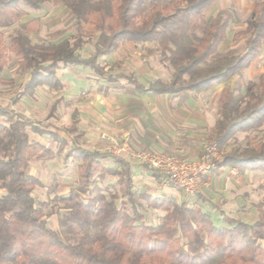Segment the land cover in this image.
I'll list each match as a JSON object with an SVG mask.
<instances>
[{
  "label": "trees",
  "instance_id": "16d2710c",
  "mask_svg": "<svg viewBox=\"0 0 264 264\" xmlns=\"http://www.w3.org/2000/svg\"><path fill=\"white\" fill-rule=\"evenodd\" d=\"M219 0H0V29L18 23L30 12H39L44 3L65 7L74 17L76 31L91 24L98 33L88 57L78 51L82 41L64 39L58 43H32L28 34L36 33L40 19L19 24L18 32L3 44L0 31V85L11 83L1 76L6 51L29 71L21 95L31 96L37 87L59 90L56 76L60 67H82L112 79L99 66V58L112 53L120 42L152 44L161 61L172 70L170 80L154 81L148 87L133 77L128 82L140 93L152 95L196 94L209 91L227 79L240 75L258 57L264 46V1L254 4L242 20L233 7L214 16L205 12ZM243 24L233 40L245 37L240 51L220 53L228 27ZM61 33L48 35L54 39ZM219 116L213 142L221 152L215 168H232L239 174L264 173V141L225 151L239 133L258 131L264 125V73L245 92L224 88L219 97ZM56 104L51 108L54 112ZM0 264H264V211L258 210L252 223L243 222L220 211L221 224L187 202L177 203L167 196L138 194L133 190L132 168L127 159L107 152L85 149L83 133L76 127L75 115L65 130L69 149L64 158L77 162V188L59 198L64 216L59 226L71 236L62 237L46 222L47 203L33 196L40 181L29 173L31 160L51 159L54 152L30 142L28 132L51 133L48 124L23 118L8 106L0 107ZM117 165L108 168L102 160ZM146 168L154 179L162 174ZM117 177L124 200L116 204L107 198L98 180ZM143 206L163 215L156 225L147 224ZM85 229L84 234L79 231Z\"/></svg>",
  "mask_w": 264,
  "mask_h": 264
},
{
  "label": "rangeland",
  "instance_id": "374dc122",
  "mask_svg": "<svg viewBox=\"0 0 264 264\" xmlns=\"http://www.w3.org/2000/svg\"><path fill=\"white\" fill-rule=\"evenodd\" d=\"M258 1L264 0H219L205 12V17L209 18L220 10L233 7L241 14L242 20H245L250 15L254 4ZM34 17H39L41 24L40 30L37 33L28 34L32 43L39 41L58 43L64 39L73 41L76 38H80L82 45L78 52L84 57H88L92 53L93 43L97 39L98 33L91 24L82 25L78 33L76 31L74 17L60 4L53 5L44 3L40 6L39 12H30L29 15L21 18L18 23L8 28L0 29L3 33V44L8 48L10 39L19 30V24ZM243 28V24H233L228 27L226 37L219 48L220 53H225L230 49L240 51L243 48L245 37L242 36L236 40L232 38L235 32ZM56 31L61 33L58 37L54 39L48 38L50 33ZM6 59L7 62L1 72V76L7 81H11V83L0 85V107L8 106L14 112L28 120L38 121L44 124L51 123L54 129L58 130L69 126L72 112L76 111L77 117L86 114L90 115V112L95 113L97 118L95 121L92 119L93 123L90 127L96 133L98 129L108 133L104 130L106 126L114 123L115 119L127 118L129 116L127 113L130 110L148 111L156 106V101L144 99L139 94H125V92L132 91V87L122 76L133 75L142 84L149 85V83L155 80L168 82L172 73L170 67L161 61L159 50L154 45L141 44L135 46L129 42H120L112 53L100 57L98 61L104 73L121 75L116 80L111 82L107 77H101L86 68L64 66L60 67L57 71V77L63 82L65 87L63 90L55 92L46 86H40L36 88L31 96L25 97L21 95V92L28 79L29 71L19 67L17 59L9 50L6 51ZM262 73H264V46L260 49L258 57L252 62L249 68L240 75L227 79L209 91L180 96L182 97L181 100H183L181 102H185L187 99L191 100L189 104L193 106L192 110L196 114L195 119H199V124L195 125V128L198 130V139L195 147L200 149V154L203 144L214 143L210 129L213 120L219 116L218 97L221 91L224 88H229L230 90L239 89L245 92L257 83L258 77ZM177 98L179 97L172 98L168 96L162 97L158 101H160L159 104H161L160 107L163 110L169 111L167 109L169 105H176L179 102ZM56 101L58 105L55 112L51 114V106ZM66 103L69 105H66ZM107 105L112 109H116L117 118L116 116L112 117V113L108 115ZM188 116L190 117V115ZM187 122V120L181 121L184 125L182 127L183 132L178 134L179 140L185 138L183 134H185V127L189 126ZM195 122L197 123V120ZM0 123L8 124L7 120L1 117ZM61 136L63 142L53 140L50 136H37L28 133L30 142H40L51 148L54 152L53 158L49 160H31L29 173L40 180L41 186L34 189L33 196L39 202L47 203V207L45 208L47 225L57 231L62 237L69 238L71 235L59 226V221L64 216V210L58 200L61 197L67 196L71 191L76 190L77 162L64 158L69 149V142L66 140V137ZM259 141H264V125L258 131L237 134L229 141L225 151L227 152L233 147L254 145ZM85 146L89 149L98 148L104 151V146L93 144H87ZM217 152L221 157V152L218 149ZM195 159L197 158L187 160ZM102 164L109 168L117 167L109 158L103 160ZM132 180L133 190L138 194L145 193L154 196H167L177 203L187 202L190 205L197 195L187 196L182 190L164 181L162 178L159 180L154 179L142 167L133 170ZM116 181V176L107 175L103 179L98 180V185L101 188L102 194L107 198L115 195L117 197L116 204L119 205L120 201L124 200L125 197L122 196V191L117 186ZM245 181L246 183L241 185L240 195L241 199L245 200L246 207L242 211L239 210L235 218L238 217L243 222L252 223L257 219V209H263L264 211V173L252 171L248 173ZM3 193V190L0 189V195ZM234 205L232 208H234ZM142 211L145 216V222L151 225L158 224L163 215L162 212L145 206H143ZM212 220L217 225L221 224L217 216H212ZM84 233L85 229L79 231V234ZM260 244L264 247V241H260Z\"/></svg>",
  "mask_w": 264,
  "mask_h": 264
},
{
  "label": "crops",
  "instance_id": "0c3cea01",
  "mask_svg": "<svg viewBox=\"0 0 264 264\" xmlns=\"http://www.w3.org/2000/svg\"><path fill=\"white\" fill-rule=\"evenodd\" d=\"M34 18H39V17H34ZM28 21L29 20H27L26 22ZM40 24H41V20H40ZM39 30H40V27H39ZM56 32H59V31H56ZM111 76H112V79L111 80L109 79V81L112 82L116 80L118 76H121V75L117 74V75H111ZM122 77L127 81V83H129L127 78L133 77L137 82H139L141 85L145 87H148L151 83L154 82L152 81L151 83H149V85H144L140 81H138V79H136V77H134L133 75L122 76ZM60 83H61V88L59 90H53V91L59 92L65 88L63 82L60 81ZM129 84L132 87V91L125 92V94H130V95L131 93L139 94L143 96L144 99H148L149 101H156L155 102L156 106L154 108L149 109L148 111L147 110L138 111V110L132 109L130 110L129 113H127V115H129L127 118L115 119L114 123H110L109 125H107L104 130H106L110 135L116 137L118 140H122V138L126 136L129 139L130 144L134 148L139 149V150H153V151L160 152V153L177 155L180 158H184V159L198 158V156L200 155V149L195 147L196 141L198 139L197 138L198 130L195 128V125L199 124V119H195L196 114L192 110L193 106L189 104L190 103L189 101L191 100L187 99L185 102H181L183 100H181L182 97H180L181 95L185 96L187 94L194 93V92L180 93L175 96L166 95V94L152 95L150 93H140L134 88V86L131 83ZM168 96L172 98L179 97L177 98L179 102L176 105L175 104L169 105V108H167L169 111L163 110L162 107H160L161 105L159 104L160 101H158V100H161L162 97H168ZM25 97H28V96H25ZM54 104H56V107H57L58 102L56 101ZM66 105H69V104L66 103ZM95 108L97 107L95 106ZM106 109L109 111L108 115L112 113V117L116 116L117 118L116 109H112L108 105L106 106ZM54 112L52 111V113ZM50 113H51V109H50ZM188 113H191L192 116L191 114H188ZM186 114L190 115V117L188 115L185 116ZM73 115H75L77 129L83 133L82 146L85 149H89V148H86L87 146H85L87 144L104 146V143L99 138V132L96 133L90 127L93 123L92 119L95 121L97 118L95 113L90 112V115L86 114V115L77 117V112L73 111L71 115V122L68 127L58 130V129H54L53 124L46 123L50 126L48 130L51 133L56 134L61 140H62L61 135H63L64 137H66V140L69 142V137L67 133L65 132V130L71 126L72 121H73ZM216 119L213 120L211 124V129H210V133L212 134L213 139L215 137L214 125H215ZM182 120L184 121L187 120L188 121L187 123L189 124V126L185 127V134H183L185 138H183V140L181 139L182 140L181 141L179 140L180 138L178 134L183 132L182 127L184 124L181 123ZM196 120H197V123L195 122ZM191 123H193V125H191ZM28 133H31V132H28ZM31 134L37 135V136H50L48 134H42V135L35 134V133H31ZM36 143H39L46 148H49L40 142H36ZM89 150H96V151L104 152L98 148L89 149ZM43 160H49V159H43ZM43 160H35V161H43ZM130 162L134 165V167L132 168V174H133L134 169L140 168V167H142L146 172H148L146 168H144L139 162L135 160L130 161ZM250 172H246L241 175L237 173L235 169H232V168H215L206 178L209 184L208 187L201 189V191L196 195L195 200H193L191 206L199 207L202 211L208 213L211 218L212 216L214 217L217 216L219 219H221L220 211L224 212L226 215L232 218H235V216L238 215L237 212L239 210L240 211L244 210L245 209L244 207H246L245 200L241 199L240 190H241V185L246 183L245 181L246 176ZM233 205H234V208H232ZM261 210L263 211V209ZM257 215H258V209H257ZM235 219L240 220L238 217Z\"/></svg>",
  "mask_w": 264,
  "mask_h": 264
},
{
  "label": "built area",
  "instance_id": "2783aa9c",
  "mask_svg": "<svg viewBox=\"0 0 264 264\" xmlns=\"http://www.w3.org/2000/svg\"><path fill=\"white\" fill-rule=\"evenodd\" d=\"M104 143V152L112 156L135 160L148 169L162 174V179L182 190L187 196L198 194L208 187L207 177L215 169V160L220 159L215 143H205L200 156L187 160L176 155L150 150H137L125 136L122 140L99 130Z\"/></svg>",
  "mask_w": 264,
  "mask_h": 264
}]
</instances>
